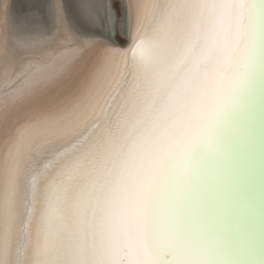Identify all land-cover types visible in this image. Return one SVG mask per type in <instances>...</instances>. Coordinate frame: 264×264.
<instances>
[{"label":"snow or ice","instance_id":"snow-or-ice-1","mask_svg":"<svg viewBox=\"0 0 264 264\" xmlns=\"http://www.w3.org/2000/svg\"><path fill=\"white\" fill-rule=\"evenodd\" d=\"M0 264H264V0H0Z\"/></svg>","mask_w":264,"mask_h":264},{"label":"bare ground","instance_id":"bare-ground-1","mask_svg":"<svg viewBox=\"0 0 264 264\" xmlns=\"http://www.w3.org/2000/svg\"><path fill=\"white\" fill-rule=\"evenodd\" d=\"M18 2H32V0H18ZM78 2L83 3V4L103 5L105 3H108L109 0H78ZM85 11H86V14L93 16L95 18H98L100 14L103 12V8L102 7L88 8Z\"/></svg>","mask_w":264,"mask_h":264}]
</instances>
